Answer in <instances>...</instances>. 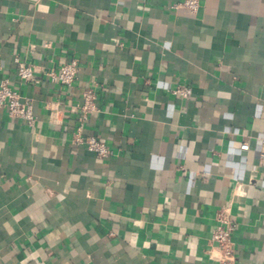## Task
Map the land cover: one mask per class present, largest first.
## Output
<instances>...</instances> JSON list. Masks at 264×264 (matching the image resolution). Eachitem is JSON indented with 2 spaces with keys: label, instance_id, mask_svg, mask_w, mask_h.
Here are the masks:
<instances>
[{
  "label": "crops",
  "instance_id": "obj_1",
  "mask_svg": "<svg viewBox=\"0 0 264 264\" xmlns=\"http://www.w3.org/2000/svg\"><path fill=\"white\" fill-rule=\"evenodd\" d=\"M181 1L0 0V82L37 118L0 108V264H218L224 207L238 264H264V0ZM87 87L110 157L72 143Z\"/></svg>",
  "mask_w": 264,
  "mask_h": 264
},
{
  "label": "built area",
  "instance_id": "obj_2",
  "mask_svg": "<svg viewBox=\"0 0 264 264\" xmlns=\"http://www.w3.org/2000/svg\"><path fill=\"white\" fill-rule=\"evenodd\" d=\"M172 7H185L192 13H197L199 0H183L173 4ZM16 62L19 81L22 83L33 81L34 65L20 59H17ZM79 71V60L72 58L62 64L58 71H49L47 75L54 82L70 86L76 80ZM173 93L182 99H189L193 94V89L188 85H178L173 89ZM97 98L98 95L94 88L87 87L83 91L82 102L74 108L78 113V125L74 131L72 143L75 146L86 147L100 158H106L113 154L110 147L98 136L85 134L84 132L89 115L97 110ZM0 108H5L10 117L26 121L29 126H34L36 123L37 118L34 113L33 101L30 98H24L21 92L11 85L9 78H5L0 82ZM241 148L248 150L249 144L245 142L241 145ZM260 158L264 162V148L260 153ZM235 229L236 225L231 219L230 208H222L217 214V225L211 235V241L219 246L218 264H238L233 240Z\"/></svg>",
  "mask_w": 264,
  "mask_h": 264
}]
</instances>
